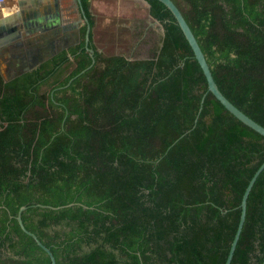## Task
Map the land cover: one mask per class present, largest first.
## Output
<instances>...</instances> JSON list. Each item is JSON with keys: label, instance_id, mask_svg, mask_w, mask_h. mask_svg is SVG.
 <instances>
[{"label": "trees", "instance_id": "obj_1", "mask_svg": "<svg viewBox=\"0 0 264 264\" xmlns=\"http://www.w3.org/2000/svg\"><path fill=\"white\" fill-rule=\"evenodd\" d=\"M146 1L164 29L150 57L104 56L81 0L93 65L86 22L69 53L0 74V264H51L23 206L56 264L226 263L264 136L209 92L171 10ZM172 1L221 92L264 127V0ZM263 261L264 171L231 264Z\"/></svg>", "mask_w": 264, "mask_h": 264}, {"label": "crops", "instance_id": "obj_2", "mask_svg": "<svg viewBox=\"0 0 264 264\" xmlns=\"http://www.w3.org/2000/svg\"><path fill=\"white\" fill-rule=\"evenodd\" d=\"M95 2L96 1L91 0V9L95 6ZM100 2L107 4L132 3L133 7L131 12L126 8H120V10L117 11V14L121 16H128L130 13L133 14V12L137 11L140 18L142 12L145 11V9H136L137 6L145 8L142 0H100ZM74 3V0H5L4 4L0 2V40L12 41L18 37L17 35L22 34L25 36L30 32L31 35L29 38L45 37V41L42 45L36 43L34 47H32L31 55L38 54L39 51V59H41V61L46 58L49 60L59 57L63 53H69L71 50L70 45L76 43V45H78L81 43L80 32L84 25L83 20L80 19L78 14L75 13L74 17L71 15V11L75 5ZM107 13L111 14V11ZM94 14L98 15L95 10H93L92 15ZM73 19H75L78 24L77 32L74 34L69 33V35L65 27L70 25ZM15 22L18 23L20 27L16 34L9 30V26L12 24L14 25ZM71 34L74 43L70 42ZM2 50L1 47L0 74L5 83H11L10 80L17 77L14 73V66L9 64V61L12 60L10 58H12L11 56L13 55L4 53ZM29 58H31V56H29L28 59ZM22 59L25 60V57ZM139 59H145V57Z\"/></svg>", "mask_w": 264, "mask_h": 264}, {"label": "water", "instance_id": "obj_3", "mask_svg": "<svg viewBox=\"0 0 264 264\" xmlns=\"http://www.w3.org/2000/svg\"><path fill=\"white\" fill-rule=\"evenodd\" d=\"M21 1H24V0H21ZM159 1L162 2L165 6H167V8H169L171 10V12L173 13V15L175 16L180 28L182 29L186 39L188 40L190 46L192 47V49L194 51L196 59L198 60L199 64L201 65V67L203 69V72H204L206 79H207V82H208L209 92H211L225 106V108L230 113H232L236 118H238L245 125L249 126L250 128H252L256 132H258L259 134L264 136V127L262 125H260L259 123H257L255 120H253L251 117H249L247 114H245L243 111H241L238 107H236L219 89L218 84L216 83V81L214 79L211 68L207 62V59L205 57V54L203 53V50H202L199 42H198L195 34L193 33L191 27L189 26L187 20L183 16L182 12L177 7V5L172 0H159ZM0 2H1V4H4L5 0H0ZM74 2L80 6L81 12H82V14H84V10L82 8L81 0H74ZM85 22H87L85 46L90 51V54L93 58V62H92V65H93L95 63L94 50L89 48L90 33L92 31V27H91V24L89 23V20L87 19V17H85ZM19 29H20L19 24L16 22L14 25L12 24L11 26H9L10 32H14L15 34H16V32L18 33ZM30 35H31V33L28 32L25 36H23L22 34L17 35L18 37L13 39L12 41H1L0 40V48L2 47V49H3L2 51L4 53H7V54L10 53V55L12 54L13 56H18L19 58L20 57L27 58V57L31 56L32 49H33L32 47H34V45L36 43H39L40 45H42V43H44V41H45V37L29 38ZM23 37H27V38H23ZM85 71L86 70H84L83 72H85ZM203 101H204V99H203ZM203 101H202V103H203ZM263 171H264V162L258 168V170L255 172L254 176L250 180V182H249V184L245 190V193H244L243 198H242V203H241L242 213H241V217H240V222H239L234 240L231 244L230 252H229V255L227 257L225 264H231V262H232L233 255H234V252L236 250V247H237V244H238V241H239V238L241 236L243 226H244V223L246 220L248 197L250 195V192H251L256 180L258 179V177L260 176V174ZM70 205H73V204H70ZM26 208H27L26 206L21 207L19 210V213H18L17 218H18V221L20 223L21 228L25 232H27L29 235H31L37 241V243L49 254V256L51 258V264H56V258L53 255V253L51 252V250L48 247H46L38 239V237L35 234H33L32 232H30L26 229V227L23 223V220H22V212ZM59 208L60 207H57L54 209H59ZM263 264H264V261H263Z\"/></svg>", "mask_w": 264, "mask_h": 264}, {"label": "rangeland", "instance_id": "obj_4", "mask_svg": "<svg viewBox=\"0 0 264 264\" xmlns=\"http://www.w3.org/2000/svg\"><path fill=\"white\" fill-rule=\"evenodd\" d=\"M95 6L91 9L98 15L95 19L94 43L104 56L124 55L130 60L148 58L161 46L164 29L160 22L149 13V4L142 0L145 8L140 18L137 11L128 16L117 14L120 8L132 11V3L107 4L94 0ZM140 8V9H139ZM111 11L110 13H107Z\"/></svg>", "mask_w": 264, "mask_h": 264}, {"label": "flooded vegetation", "instance_id": "obj_5", "mask_svg": "<svg viewBox=\"0 0 264 264\" xmlns=\"http://www.w3.org/2000/svg\"><path fill=\"white\" fill-rule=\"evenodd\" d=\"M74 4H75L74 8L71 11L72 17H74L75 13L78 14L80 19L83 20V23L85 25V23H86L85 22V17H86L85 11H84V14H82L80 6L77 3H74ZM81 4H82V2H81ZM82 8H83V6H82ZM77 25L78 24L76 23V20L73 19V21L70 23V25L65 27L66 28L65 30L68 31V34L69 33L74 34L75 32H77ZM72 34L70 37V42L74 41V39L72 38ZM76 44L70 45V48L75 47ZM39 56H40L39 51H38V54L31 55V58L28 59V57H27V58H25V60H23L22 57L19 58L18 56H11L12 58H10V59H12V60L9 61V64L14 66V68H15L14 73L17 75V77L11 79L10 82H14L16 80H19V81L22 80V78H24L26 75L31 74L34 71L38 70L39 68H41L43 66V64H45L48 61L47 60L48 58L41 61V59H39L40 58ZM69 58H72L70 54H69ZM13 59H15V60H13Z\"/></svg>", "mask_w": 264, "mask_h": 264}]
</instances>
